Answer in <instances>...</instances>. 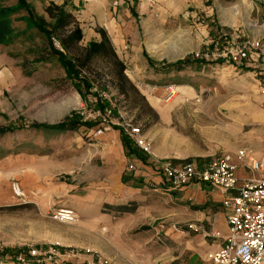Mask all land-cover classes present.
<instances>
[{
    "label": "rangeland",
    "instance_id": "1",
    "mask_svg": "<svg viewBox=\"0 0 264 264\" xmlns=\"http://www.w3.org/2000/svg\"><path fill=\"white\" fill-rule=\"evenodd\" d=\"M135 1L132 11L148 25L143 33L147 46L125 73L139 93H119L117 81H106L110 90L98 88L101 95L111 98L106 113H99L94 92H80L67 77L38 30L20 31L17 40L7 46L8 55L0 51V71L5 72L0 129H9L0 131V264H139L147 253L154 262L158 257L159 264H171L169 255L182 254L180 259L187 264L189 255L182 251L177 233L188 227L168 222L167 208L154 224L144 222L137 230H125L120 226L125 211L119 207L132 208L135 201L104 203L99 212L91 209L82 215L71 206L80 189L97 183L92 176L102 169L107 174L102 155L105 134L116 133L118 141H123L122 132L138 127V134H127L135 144L141 146V140L149 148L146 160L150 163L156 158L203 163L225 152L242 163L237 155L240 149L264 156V0H203L197 6L182 0H154L150 5ZM30 3L38 13L43 12L40 0ZM18 25L25 27L21 22ZM204 30L212 39L206 46L209 50L205 48L207 58L198 60L188 49ZM225 37L259 41V63L251 65L254 59L237 65L217 56L215 43L221 49ZM174 41L180 42L179 48ZM12 57L21 59L18 73ZM188 57L189 62L179 70L171 65ZM168 84L178 88L170 100L165 92ZM73 114L96 124L63 130L42 126ZM134 160L141 164L142 158L126 154L122 179L140 169ZM135 178L130 183H142ZM23 182L37 187L29 190ZM16 185L21 194L15 192ZM82 194L93 195L91 191ZM61 208L74 209L78 219H59L56 213ZM192 230L202 232L203 227L198 221ZM145 240L142 249L134 243Z\"/></svg>",
    "mask_w": 264,
    "mask_h": 264
},
{
    "label": "crops",
    "instance_id": "2",
    "mask_svg": "<svg viewBox=\"0 0 264 264\" xmlns=\"http://www.w3.org/2000/svg\"><path fill=\"white\" fill-rule=\"evenodd\" d=\"M28 1L30 2V0ZM50 1L63 5L66 10L76 16L83 29L82 41L85 44L101 38L97 26L104 28L110 35L117 53L121 56L127 68L139 55L143 54V46L145 48L147 46V35L143 33H147L148 25L143 24L145 19L142 16L136 15L132 11L135 8V0H118V5H113L114 0H89L79 5L68 0H40V5L43 9V12L40 13H44V8ZM137 1L140 4L147 3V5H150L151 1L154 3V0ZM165 1L166 3H172V0ZM202 1L182 0L183 3L192 2L196 6L200 5ZM137 22L141 24L138 25ZM234 37L236 36L232 35L231 38ZM211 39L207 30H204L203 33H199L192 39L191 49H188V52H195V57H198V60L207 58L208 53L205 48L209 50L206 46L211 42ZM177 42L175 43L174 41L173 44L174 47L177 46L179 48L180 42ZM124 44H128L129 51L127 49V51L120 52L119 50ZM7 46L0 44V51L7 54ZM198 49H204L205 51ZM216 53L217 56L222 57L219 51H216ZM9 57L11 58V56ZM12 59L13 68L17 73L20 72L21 59L15 60L13 57ZM256 59L250 64L256 65V63H259L256 62ZM207 65L202 67L205 69ZM4 76L5 72L3 70L0 71V92L5 90V83L2 81L5 79ZM0 101L4 100L0 98ZM103 144L102 155L107 162V174L104 175V169H102L101 172H97L96 176H92L97 183H91L87 188L80 189L82 192H79L76 203L71 206L82 215L86 214L87 211L90 212L91 209L93 212H99L104 203L117 204L124 202L126 204L135 201L137 205L133 210L123 212L124 224L120 223V226L122 225L125 230H137V226L144 222L154 224L159 214L166 212L167 208L168 215H170L167 219L168 222H171L172 225L181 223L188 227V229L177 233L178 240L182 242V244H178L182 246V251L189 255L187 264H211V253L219 249L228 234V223L222 204V192L209 184L200 182L190 183L182 188H173L165 177L159 174L160 172L157 171L156 165L146 159L140 160L141 164L134 160L133 163L140 169L135 170V174L124 181L122 172L126 154L122 139L118 141L116 133L105 134L103 135ZM146 162H149L151 166H148ZM142 169H145V171L139 174L138 172L142 171ZM247 173L243 164H240L238 169L239 176L245 177ZM135 177L143 184L134 185L130 183ZM22 185L24 188H26L25 185L28 186L24 182ZM36 185L30 184L28 189L33 190L37 187ZM85 191H91L93 195L82 194ZM198 221L203 230L197 233L192 229H194L196 223L198 224ZM151 227H154L157 233L159 232L157 226L152 225ZM214 231H219L220 235H212ZM149 240L151 241L152 238ZM140 241H135L134 243L138 248L142 249L143 245H147V241L145 240L144 243ZM145 255L147 257L141 260L139 264H159L158 257H154V262L150 259L153 257L151 253ZM181 255L171 254L168 256V260L172 261L171 264H177L179 261L180 264H186L184 260L180 259Z\"/></svg>",
    "mask_w": 264,
    "mask_h": 264
},
{
    "label": "built area",
    "instance_id": "3",
    "mask_svg": "<svg viewBox=\"0 0 264 264\" xmlns=\"http://www.w3.org/2000/svg\"><path fill=\"white\" fill-rule=\"evenodd\" d=\"M68 1L79 5L89 0ZM118 4V0L113 1V5ZM225 41L226 45L221 49L218 41L215 45L220 55L227 57L233 64H248L260 55L259 41L237 42L229 41L227 38ZM127 49L128 44H124L119 51ZM177 91L175 84L166 85L165 92L168 100L175 97ZM100 112L102 111L99 110ZM131 128L132 131L129 132L127 129V133L138 134L140 130L138 127L131 126ZM140 144L139 147L147 154L150 153L149 148L143 145L141 140ZM237 155L244 162L238 163L231 153L226 152L203 163L196 160L175 162L172 159L157 158L153 161L157 171L164 175L173 188H182L190 183L200 182L209 184L222 192L228 234L219 249L211 253V264H264V156L256 157L246 149H240ZM240 164H243L248 172L245 177L238 174ZM133 167L134 165L130 164V168ZM14 190L17 194H21L19 186L16 185ZM56 216L67 222L78 219V214L70 208L59 209ZM212 235L218 236L220 232L214 231Z\"/></svg>",
    "mask_w": 264,
    "mask_h": 264
},
{
    "label": "trees",
    "instance_id": "4",
    "mask_svg": "<svg viewBox=\"0 0 264 264\" xmlns=\"http://www.w3.org/2000/svg\"><path fill=\"white\" fill-rule=\"evenodd\" d=\"M0 0V44L9 45L17 40L21 34L30 29L38 30L47 41V50L50 54L57 56L64 68L66 75L70 78L80 92H94L97 97L98 109L106 113L107 107L111 105V98L101 95L98 88L110 90L106 81H117L119 93L125 94L129 90L139 93L135 84L125 73L126 64L119 57L116 48L108 32L99 28L101 38L83 44V29L74 14L54 1H50L44 8V13H38L36 8L28 0H16L14 4L6 5ZM24 23L20 28L18 23ZM57 41V42H56ZM45 47V48H46ZM190 57L179 59L173 64V68H183L189 62ZM31 59H28V62ZM168 69V68H167ZM96 88L97 91H92ZM75 115V118H74ZM80 116L67 115L66 118L55 124H44L47 128L68 129L79 125L92 127L96 122L81 121ZM9 129L2 128L1 132ZM123 134V143L128 156L136 155L143 160L147 153L133 142L126 132ZM124 177L123 180H128ZM136 206L129 208L120 206L121 211L133 210ZM199 208V207H197Z\"/></svg>",
    "mask_w": 264,
    "mask_h": 264
}]
</instances>
